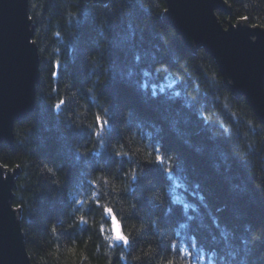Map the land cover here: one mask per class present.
Segmentation results:
<instances>
[{"label":"trees","instance_id":"16d2710c","mask_svg":"<svg viewBox=\"0 0 264 264\" xmlns=\"http://www.w3.org/2000/svg\"><path fill=\"white\" fill-rule=\"evenodd\" d=\"M224 2L232 23L264 29V0ZM165 9L28 0L40 81L0 165L19 169L12 205L31 264H264V124ZM110 212L125 246L104 239Z\"/></svg>","mask_w":264,"mask_h":264},{"label":"water","instance_id":"95a60500","mask_svg":"<svg viewBox=\"0 0 264 264\" xmlns=\"http://www.w3.org/2000/svg\"><path fill=\"white\" fill-rule=\"evenodd\" d=\"M103 2L105 0H93ZM164 22L189 52L203 49L215 61L225 87L244 98L264 124V29L244 21L232 23L224 0H163ZM216 13L228 16L222 24ZM28 0H0V143H13V126L34 113L40 81L39 58L33 40ZM19 169L0 165V264H31L21 230L20 211L13 207ZM112 242L127 239L117 218L109 213ZM118 222L119 234L113 228ZM123 237V239H121Z\"/></svg>","mask_w":264,"mask_h":264},{"label":"clouds","instance_id":"9594fccd","mask_svg":"<svg viewBox=\"0 0 264 264\" xmlns=\"http://www.w3.org/2000/svg\"><path fill=\"white\" fill-rule=\"evenodd\" d=\"M70 15H72V16L74 17V16H75V13L73 12V13H71ZM54 35H58V33H54ZM212 77H213L214 80H217V81H218V77H216L215 73H212ZM217 99H219L220 104L222 105V107H223L224 109H227V110L232 114L233 117H235L236 115L239 114V113L237 112L236 109H234L233 107H231V106L229 105V103H228V99H229V97H228V93L225 92L224 95H223L222 97H217ZM61 102H62V101H61ZM202 115L204 116V119H205L206 121L212 120L213 117L215 116L216 119L220 122V126H221V128H223L225 134H228V133L231 131L229 125H227V124H225L223 121H220V120H219V115H218V113H216V112H213L212 114L202 113ZM246 123H247L249 126H252V125H253V121H252L251 119H247V120H246ZM242 135H243L244 137H247V136H248V132H247V131H243V132H242ZM248 143H249V147H250V146H251V141L249 140ZM119 155H121V152H117V156H119ZM113 215H114V214H113ZM76 219H77V220H81V219H83V217H81V216H77ZM101 227H103V226H101ZM113 228L116 230L117 234H119V231H120V225H119L118 222H116V223L113 225ZM112 230H113V229H109V231H112ZM55 231H56V230H55V228L53 227V228H52V232H53V234H55ZM104 239L107 240L109 244L112 243V238H111L110 236H104ZM97 251H98V250H97ZM106 255L110 258V257L112 256V253H111V252H107ZM136 258H137V257H133V259H136ZM80 259H81L82 261H87V260H88V257H87L86 254H84L83 252H81V254H80Z\"/></svg>","mask_w":264,"mask_h":264},{"label":"snow or ice","instance_id":"6c2138e0","mask_svg":"<svg viewBox=\"0 0 264 264\" xmlns=\"http://www.w3.org/2000/svg\"><path fill=\"white\" fill-rule=\"evenodd\" d=\"M241 19H243V18H241ZM121 239H123V237H121Z\"/></svg>","mask_w":264,"mask_h":264}]
</instances>
